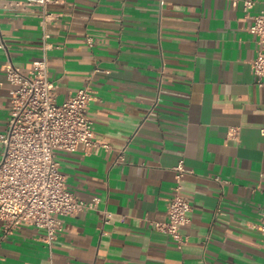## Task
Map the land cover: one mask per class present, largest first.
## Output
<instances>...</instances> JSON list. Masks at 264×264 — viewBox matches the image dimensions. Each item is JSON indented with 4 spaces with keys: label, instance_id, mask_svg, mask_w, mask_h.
Returning <instances> with one entry per match:
<instances>
[{
    "label": "crops",
    "instance_id": "crops-1",
    "mask_svg": "<svg viewBox=\"0 0 264 264\" xmlns=\"http://www.w3.org/2000/svg\"><path fill=\"white\" fill-rule=\"evenodd\" d=\"M244 1L48 6L59 15L47 27L56 101L91 88L87 114L98 144L57 150L56 158L67 188L98 199L97 209L64 217L51 250L44 231L31 226L0 233V264H264L256 227L264 204V92L251 71L258 46ZM252 1L250 15L264 10V0ZM37 10L0 7V134L11 98L2 66L11 61L28 72L40 57ZM232 128L238 136L231 140ZM180 160L192 206L181 248L150 223L166 216Z\"/></svg>",
    "mask_w": 264,
    "mask_h": 264
},
{
    "label": "built area",
    "instance_id": "built-area-1",
    "mask_svg": "<svg viewBox=\"0 0 264 264\" xmlns=\"http://www.w3.org/2000/svg\"><path fill=\"white\" fill-rule=\"evenodd\" d=\"M64 0H0L4 9L38 8L37 17L42 28L40 57L28 72L11 61L2 70L10 83V105L5 132L0 134V233L11 235L23 225L44 231L43 241L52 248L63 230V218L87 210L97 209L98 199L86 201L66 186L56 151L84 152L98 145L94 126L88 117L93 93L88 85L70 94L63 102L56 101V85L49 77L48 53L52 49L48 25L59 15L48 10L50 4ZM254 2L246 0L243 10L250 19L248 31L257 42V55L251 61L255 83L264 92V10L250 15ZM93 45L91 38L87 39ZM2 46V45H0ZM238 129L228 131V139H236ZM108 148V145H102ZM188 170L180 160L175 167L173 195L167 201L166 216L151 221L152 227L172 238L179 248L188 240L182 228L191 222L190 201L182 193V182ZM105 217L108 218L106 214ZM264 248V204L256 225Z\"/></svg>",
    "mask_w": 264,
    "mask_h": 264
}]
</instances>
